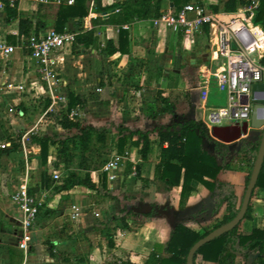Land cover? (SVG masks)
<instances>
[{"label":"crops","instance_id":"obj_1","mask_svg":"<svg viewBox=\"0 0 264 264\" xmlns=\"http://www.w3.org/2000/svg\"><path fill=\"white\" fill-rule=\"evenodd\" d=\"M58 1L68 3V0H49L46 4L35 0H19L18 12L22 16L31 17L38 24L39 32L56 30L61 5ZM100 1L103 7L111 6L107 0L105 4L103 0ZM225 1L189 0V3H201L213 13V9L218 8L220 14L225 13L222 11ZM94 8L95 0H91L88 17L83 20L70 19L65 25L64 31L75 33L94 30L97 46L87 49L73 45L55 56L59 79L64 85L61 91L67 95V100L70 93L79 96L83 104L76 110L83 127L90 125L111 130V158L123 157L118 152L120 129L123 130V136L129 132H151L149 159H142L139 153L141 146L132 145L138 139L135 136L126 145L127 158L121 160V165L115 172L117 180L111 182L107 177L106 189L100 188L104 176L101 170L91 171L92 181L97 187L95 190L76 186L70 191L53 194L52 190L42 189L41 147L32 142V138H52L59 141L77 131L64 130L59 122L54 130L51 127L54 121L52 115H49L60 108L62 117L67 100L53 105L48 86L40 81L38 66L30 51L20 47L22 36L19 20L7 24L6 13L0 9V36H6L8 43L17 46L7 63L0 64V108L3 109V114L0 112V124L14 116L12 113L15 110L16 116L11 122V126L15 128L11 132L22 124L18 134V137L22 135L20 144L25 135L29 138L26 151L21 144L15 152L0 154V264H59L63 256L78 264H104L112 259L145 264L153 253L161 256L164 254L177 219L206 209L205 217L188 221L186 225L209 231L214 227L208 226L216 225L226 214V204L218 213H211L214 207L213 193L200 183H193L194 191L182 208V187L176 186L166 192L164 186L155 180L158 162V133L155 129L159 125L183 123L192 118L206 122L209 110L225 101V94L216 87L207 96L203 88V76L209 70L208 64L211 62L213 65L215 57L207 33L201 35L196 42L187 44L183 35L170 31L161 18L132 24H111V17L102 19L99 16L101 13ZM161 8L164 15L170 9L176 11L172 0H162ZM124 25L129 28H123ZM121 29L128 32L129 42L125 48L129 51L127 54L116 53L107 57L102 49L107 41L118 40ZM207 43L209 48L204 50ZM202 48L204 52L201 51ZM186 64L191 71L199 70L200 80H196L193 73H185ZM9 85L12 88H8ZM20 85L24 87L23 91L16 88ZM161 96L168 98L173 104V112L163 111ZM29 101L40 105L39 110L34 111L32 120L20 108L23 106L26 110ZM48 101L50 104L46 107ZM12 144L7 141L6 148L12 147ZM209 149L213 151L214 145H210ZM47 165L49 175L53 177L54 172L60 174L56 186L69 174L58 156V144L50 145ZM137 166L141 167L140 176L147 184L137 176ZM78 173L81 177L85 175L84 171ZM246 176L244 172L224 170L217 177L218 181L234 186L238 207L245 196ZM8 177H12V180H8ZM24 179L28 181L29 191H36L34 195L38 199L40 196L46 199H41L42 206L45 207L31 230L32 241L28 256L19 247L20 229L15 224V220L21 219L22 215L11 200ZM74 205L79 207L80 213V217L76 219L72 218ZM250 205L251 216L239 225V232L245 235H250L254 229L264 228L263 188H256ZM152 207H155L156 213L150 221H145L143 214L150 212ZM122 211L130 212L127 216L130 222L144 223L133 232L122 231L115 228V223H111L115 249L109 252L103 224ZM252 261L253 257L246 258L237 254L238 263ZM197 262L201 264V258Z\"/></svg>","mask_w":264,"mask_h":264},{"label":"trees","instance_id":"obj_2","mask_svg":"<svg viewBox=\"0 0 264 264\" xmlns=\"http://www.w3.org/2000/svg\"><path fill=\"white\" fill-rule=\"evenodd\" d=\"M176 11L184 5L189 4V0H172ZM5 4L6 22L11 24L19 20L20 35L29 38L32 34L38 35L39 26L31 17H25L19 14V0H3ZM162 0H123L110 7H103L100 0H95L94 10L98 13L113 11L116 7L121 10L116 16H111V24H132L136 21H146L159 19L162 16ZM248 4L247 0H226L222 11L225 13L238 12L239 7ZM91 0H74L72 5L62 2L56 21V30L64 32L65 25L70 19H80L88 17ZM215 13L218 8L213 9ZM255 23L264 27V0H260V6L257 10ZM207 31V28H206ZM129 35L128 32L120 30L118 40L107 41L102 52L111 57L116 53L127 54ZM75 46L92 48L97 46V38L94 30H80L76 35ZM30 51V50H29ZM31 53V51L29 52ZM163 105V111L173 112L174 106L168 98L160 97ZM50 101L46 103V107ZM79 96L70 93L68 96L66 108L59 120L64 130H76L77 133L56 141L52 138L33 137L35 142L41 147L42 171L40 172V181L42 189L52 190V193H62L70 191L76 186H84L88 189H97L92 181L91 171H100L111 158V138L112 132L106 127H95L87 125L82 126L80 118L70 119V114L77 107H81ZM24 112L25 108L20 107ZM155 132L158 133V162L155 169V180L160 182L166 192L171 191L176 186L182 187L180 207H184L188 197L194 191L193 183L204 185L213 193L212 203L214 207L211 213H218L220 208L226 204V214L223 220L218 222L212 230H199L186 225L188 221H197L207 215V210L202 209L183 219H177L171 232V237L165 246L164 254L153 253L145 264H187V257L191 248L201 239L209 235L213 230L233 221L239 214L242 204L238 207V197L235 194L234 186L230 183L217 180L218 175L224 171H240L246 173V187H248L253 173L260 149V141L255 142L252 136L243 138L237 143L225 144L212 137L209 126L195 118L183 123H173L172 125H159ZM151 132H129L123 136V130L120 129V138L118 152L126 156V145L129 140L137 136L138 139L132 142L133 146L140 147L139 153L144 161L149 159L151 150L150 142ZM12 144L10 148H3L2 153L15 152L21 146L20 139ZM58 144V156L63 160L64 167L68 176L62 183L56 186L57 180L49 175L48 156L50 145ZM142 144V145H141ZM214 145L213 151L209 149ZM131 167V165H130ZM79 171H84L85 175L81 177ZM141 167H136L137 176L147 184L148 182L140 176ZM100 188H107V174L103 173ZM256 188L264 189V165L262 167ZM247 189V188H246ZM36 191L30 190L34 195ZM49 199V197H48ZM45 206H40V211ZM251 205L247 211L245 219L251 216ZM155 207L151 211L144 213L145 221H150L155 215ZM130 212L122 211L118 216L109 218L103 224L105 227V240L109 252L115 249V237L110 227L115 223V228L122 231H136L144 222H130L127 216ZM242 254L246 258L253 257V261L246 264H264V228L254 229L250 235L239 232V226L227 232L226 234L214 239L210 243L202 246L194 256V264H198L201 258V264H241L237 262V254ZM58 264V263H48ZM59 264H78L63 256ZM104 264H133L131 261L112 259L111 262Z\"/></svg>","mask_w":264,"mask_h":264},{"label":"built area","instance_id":"obj_3","mask_svg":"<svg viewBox=\"0 0 264 264\" xmlns=\"http://www.w3.org/2000/svg\"><path fill=\"white\" fill-rule=\"evenodd\" d=\"M13 1L10 0L11 5ZM35 1L44 4L49 2V0ZM121 1L123 0H107L111 6ZM247 1L248 4L235 13H213L203 4L191 2L177 11L170 9L168 13L160 17L170 31L182 34L187 44L196 42L205 33L208 35L215 57L213 68L203 76L205 95H209V91L215 87L225 94L223 104L209 110L205 123L210 130L215 126H241L246 122L250 123L254 106L253 86L264 83V27L255 23L260 0ZM105 2L103 0V4ZM58 3L61 2L58 1ZM73 3L74 0H68L69 5ZM4 8L5 4L3 0H0V9L4 10ZM120 10L116 7L113 11L103 12L99 16L107 20ZM123 28L129 27L124 25ZM76 35L75 32H58L55 29H48L39 32L38 35L32 34L29 38L21 37L20 47L31 51V57L38 66L40 81L48 86L53 105L65 103L67 100V95L61 91L64 85L59 79L55 56L62 50L72 47L76 42ZM16 49L17 46L8 43L6 36H0V64H6ZM8 88H12V85ZM16 88L20 91L24 90L22 85ZM258 97L264 98V93L259 94ZM78 115V111L73 110L70 119L76 120ZM28 141L29 138L25 135L21 141L24 151ZM2 148H6V145H2ZM126 158L127 155L114 156L104 165L101 171L107 174L109 181L117 180L115 172L121 165V160ZM53 177L59 180L60 174L54 172ZM29 189L28 181L24 179L11 197L22 215L19 247L26 256L30 253L31 230L38 219L40 206L43 204V201L30 194ZM72 210L73 219L80 217L78 206H72Z\"/></svg>","mask_w":264,"mask_h":264},{"label":"water","instance_id":"obj_4","mask_svg":"<svg viewBox=\"0 0 264 264\" xmlns=\"http://www.w3.org/2000/svg\"><path fill=\"white\" fill-rule=\"evenodd\" d=\"M206 61V58H205ZM264 93V83L255 84L253 86V111L251 122L244 123L243 125H233L211 128L210 132L213 138L225 144H233L239 142L243 138L252 136L255 142L260 143L257 160L251 175L250 183L246 189L243 199L242 207L237 217L230 223L223 225L213 230L209 235L198 241L190 250L187 257V264H194V256L197 251L207 243L214 239L226 234L227 232L235 229L245 219L249 209L251 200L256 190L259 175L264 165V98H259V94Z\"/></svg>","mask_w":264,"mask_h":264},{"label":"rangeland","instance_id":"obj_5","mask_svg":"<svg viewBox=\"0 0 264 264\" xmlns=\"http://www.w3.org/2000/svg\"><path fill=\"white\" fill-rule=\"evenodd\" d=\"M205 43V42H204ZM203 47V46H202ZM209 48V44L207 43L205 46H204V50H207ZM204 50H203V48L201 49V51L202 52H204ZM200 51V52H201ZM189 67V65L188 64H186V67H185V73L186 74H188V72L189 73H193V76H194V78H196V80H200V78H199V76H200V72H199V70L198 69H193V71H191V69L190 68H188ZM208 67H209V70L210 69H212L213 68V65L211 64V62L208 64ZM28 107H27V109L25 110L26 111V113H27V115L29 116V118H30V120H32L33 119V113H34V111L36 112V111H38L39 109H38V107L40 106V105H38V104H36V103H34V102H32V101H29L28 102ZM25 108V107H24ZM41 110V109H40ZM0 112H1V114H3L2 112H3V109L2 108H0ZM60 112H62L61 110H60V108H56L55 110H54V112L52 111L51 112V114L49 115V116H51L52 115V119H53V123L54 124H52L51 125V127L53 128V130L55 129V127H56V125H57V123L59 122V120H60V118H61V113ZM14 116H12V117H9L8 119H6L5 121H4V124H0V126H1V128L0 129H2L1 131H0V148H2V144H5L6 145V142L7 141H10L11 143H15V142H17L18 140H17V137H18V134L21 132V126H23L22 124L21 125H19V126H17L16 127V130H14V131H12L11 132V130L12 129H14L15 127H13V126H11V122L15 119V116H16V111L14 110L13 111V113H12ZM3 116V115H2ZM70 136H72V135H70ZM70 136H68V137H70ZM58 137V136H57ZM53 138H56V135H53ZM67 138V137H66ZM8 180H12V177H8ZM9 182V181H8ZM42 198H44V197H39V200H41ZM44 200H46L45 198H44ZM41 215V213H40V211H39V214H38V217ZM15 224L18 226V228L20 229V219H16L15 220ZM35 225V224H34ZM211 226H215V224H211V225H209L208 227H211Z\"/></svg>","mask_w":264,"mask_h":264}]
</instances>
